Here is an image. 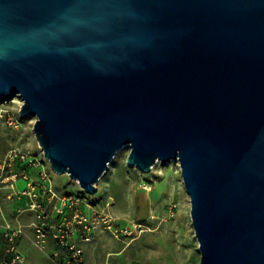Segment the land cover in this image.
Wrapping results in <instances>:
<instances>
[{
    "label": "water",
    "instance_id": "1",
    "mask_svg": "<svg viewBox=\"0 0 264 264\" xmlns=\"http://www.w3.org/2000/svg\"><path fill=\"white\" fill-rule=\"evenodd\" d=\"M15 97L58 174L179 160L201 264H264V0H0Z\"/></svg>",
    "mask_w": 264,
    "mask_h": 264
},
{
    "label": "rangeland",
    "instance_id": "2",
    "mask_svg": "<svg viewBox=\"0 0 264 264\" xmlns=\"http://www.w3.org/2000/svg\"><path fill=\"white\" fill-rule=\"evenodd\" d=\"M4 102L16 109L23 103L20 97ZM36 119L24 118L20 129L1 125L0 154L20 148L43 156L33 130ZM130 152V146L119 151L94 194L87 193L69 174L60 175L50 162H45L52 171L58 194L82 198L86 212L97 225L93 241L84 245L86 264H201L191 197L179 160L166 164L159 161L150 171H142L129 166ZM17 188L26 189L27 181L20 178ZM10 192L9 188L0 191V221L7 220V211L16 208L15 202L6 199ZM104 218L113 229L106 227Z\"/></svg>",
    "mask_w": 264,
    "mask_h": 264
},
{
    "label": "built area",
    "instance_id": "3",
    "mask_svg": "<svg viewBox=\"0 0 264 264\" xmlns=\"http://www.w3.org/2000/svg\"><path fill=\"white\" fill-rule=\"evenodd\" d=\"M19 109L0 99V126L20 129L23 125ZM43 156L20 148L0 154V191L9 188L6 199L22 202L7 211V220L0 221V264H28L22 243H29L50 264H85L84 243L94 239L97 225L86 212L84 200L77 196L61 197L55 190ZM27 181L19 190L18 180ZM31 217L25 221V217ZM108 229H113L103 219ZM139 264V263H131Z\"/></svg>",
    "mask_w": 264,
    "mask_h": 264
},
{
    "label": "crops",
    "instance_id": "4",
    "mask_svg": "<svg viewBox=\"0 0 264 264\" xmlns=\"http://www.w3.org/2000/svg\"><path fill=\"white\" fill-rule=\"evenodd\" d=\"M54 186V184H53ZM22 202H15L16 207L21 206ZM31 219V217L27 216L25 217V221H29ZM86 243L82 244L83 248L84 245ZM27 242H23L22 243V250L24 252V254L27 256L28 259V264H50V262L44 257L42 256L38 251H36L33 247V251L29 252L31 249V245ZM85 250V249H84ZM85 257H86V253H85ZM86 264V261H85Z\"/></svg>",
    "mask_w": 264,
    "mask_h": 264
},
{
    "label": "bare ground",
    "instance_id": "5",
    "mask_svg": "<svg viewBox=\"0 0 264 264\" xmlns=\"http://www.w3.org/2000/svg\"><path fill=\"white\" fill-rule=\"evenodd\" d=\"M123 149H124V148H123ZM117 157H118V156H117ZM155 167H156V166H155ZM155 167H154V168H155ZM144 188H145V189H149V187H148L147 185H145ZM151 190H152V189H151ZM151 190H150V191H151ZM152 192H153V191H152ZM151 194H152V193H151Z\"/></svg>",
    "mask_w": 264,
    "mask_h": 264
}]
</instances>
